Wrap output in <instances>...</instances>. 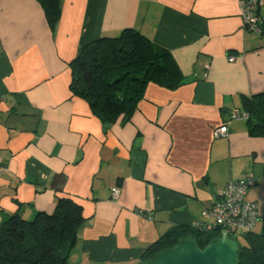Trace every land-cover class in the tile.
<instances>
[{
	"label": "crops",
	"instance_id": "obj_1",
	"mask_svg": "<svg viewBox=\"0 0 264 264\" xmlns=\"http://www.w3.org/2000/svg\"><path fill=\"white\" fill-rule=\"evenodd\" d=\"M126 29L168 50L185 83L149 84L108 126L71 92L70 64ZM262 93L264 38L244 30L237 0H62L54 30L37 0H0V226L68 198L83 208L73 264H140L175 228L210 223L203 211L232 181L256 180L246 198L262 216L264 137L232 119Z\"/></svg>",
	"mask_w": 264,
	"mask_h": 264
},
{
	"label": "trees",
	"instance_id": "obj_2",
	"mask_svg": "<svg viewBox=\"0 0 264 264\" xmlns=\"http://www.w3.org/2000/svg\"><path fill=\"white\" fill-rule=\"evenodd\" d=\"M37 1L54 30L61 19L62 0ZM261 26L264 38L263 21ZM70 66L71 92L86 101L108 126L120 117L125 121L132 117L149 84L174 90L185 83L171 53L135 29L86 45ZM244 111L251 133L264 137V93L246 99ZM261 221L260 233L239 236L244 241L240 264H264V214ZM82 222V206L68 198H60L53 213H39L32 221L19 214L11 216L0 226V264H71L69 258ZM221 236L217 230L175 228L147 249L143 262L184 240L190 239L203 249Z\"/></svg>",
	"mask_w": 264,
	"mask_h": 264
},
{
	"label": "built area",
	"instance_id": "obj_3",
	"mask_svg": "<svg viewBox=\"0 0 264 264\" xmlns=\"http://www.w3.org/2000/svg\"><path fill=\"white\" fill-rule=\"evenodd\" d=\"M240 8V17L245 31L258 36L262 34L259 12L264 7L263 0H237ZM248 119L247 113L234 112L232 119ZM216 138H225L228 135L227 125L215 130ZM4 165L0 162V172ZM257 184L252 177L230 182L220 195V198L202 213L203 219L210 221L207 224H195L194 229L206 232L220 231L234 238L254 232L261 221L258 206L247 201L248 190ZM121 197L119 188L112 189V199L117 201Z\"/></svg>",
	"mask_w": 264,
	"mask_h": 264
},
{
	"label": "water",
	"instance_id": "obj_4",
	"mask_svg": "<svg viewBox=\"0 0 264 264\" xmlns=\"http://www.w3.org/2000/svg\"><path fill=\"white\" fill-rule=\"evenodd\" d=\"M140 264H240V244L227 234L203 249L187 239Z\"/></svg>",
	"mask_w": 264,
	"mask_h": 264
},
{
	"label": "rangeland",
	"instance_id": "obj_5",
	"mask_svg": "<svg viewBox=\"0 0 264 264\" xmlns=\"http://www.w3.org/2000/svg\"><path fill=\"white\" fill-rule=\"evenodd\" d=\"M261 229H262V226H261V223H260V224H258V225L256 226V228H255V232H256V233H259V232H261ZM234 238H238V239H240V240H239V244H240V245H244L243 238L239 237V234H238V235H235ZM70 263H71V264L75 263L74 259L70 258Z\"/></svg>",
	"mask_w": 264,
	"mask_h": 264
}]
</instances>
